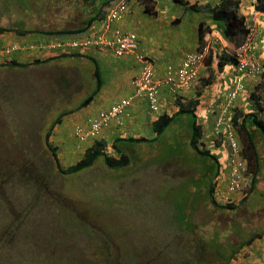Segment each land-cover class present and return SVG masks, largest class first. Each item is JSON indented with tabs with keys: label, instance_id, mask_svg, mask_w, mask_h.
<instances>
[{
	"label": "rangeland",
	"instance_id": "obj_1",
	"mask_svg": "<svg viewBox=\"0 0 264 264\" xmlns=\"http://www.w3.org/2000/svg\"><path fill=\"white\" fill-rule=\"evenodd\" d=\"M169 5L168 18L158 20L160 30L149 31L139 19L128 28L141 36V47L159 51L166 43L179 50L190 40L194 47L203 13ZM73 6L75 0H0V26L73 28L78 25ZM171 14L179 24H169ZM108 52L107 63L122 62ZM96 64L105 68L98 57ZM94 66L80 56L22 68L0 66V264H224L241 248V240L264 231V180L244 202L242 197L232 202L233 208L221 207L219 200L220 205L213 204L204 191L213 170L208 159L193 152L189 127L180 123L184 119L189 124L186 115L152 141L119 143L130 156L124 167L109 168L98 157L90 167L62 174L44 134L58 114L75 108L95 88ZM258 81H250L249 88L257 86L264 99V76ZM70 115L74 113L63 117L61 125L71 126ZM202 123L208 143L204 130L210 133L215 127L209 112ZM70 133L66 141L74 142L68 147L73 153L65 155L56 145L54 129L49 137L60 149L63 166L84 151ZM107 151L113 153L110 145ZM201 166H207L202 175Z\"/></svg>",
	"mask_w": 264,
	"mask_h": 264
},
{
	"label": "trees",
	"instance_id": "obj_2",
	"mask_svg": "<svg viewBox=\"0 0 264 264\" xmlns=\"http://www.w3.org/2000/svg\"><path fill=\"white\" fill-rule=\"evenodd\" d=\"M58 1H64V0H58ZM116 1L117 0H75V6H73V10L78 15L77 17L78 25L73 28L56 29V30H33L30 27H24V29H21L17 27L10 28L7 26H0V33H4V35L6 33L10 35L15 34L16 36H18L14 41H12L16 44H28L31 41L34 42L38 41V39L40 38L34 37L35 35L38 34L42 37L43 36L51 37L53 40L72 39L75 37H79L80 35L83 34H88L90 29L93 28L95 22L97 20L98 21L101 20L106 10L109 7H111ZM152 1L153 0H140V2L143 5V11L149 15L154 16L157 14V12L154 10V4ZM174 1L180 4L181 6H183L184 10L188 9L193 12H206L211 16L213 20H217L221 22L222 35L223 37H225V40L227 42L232 43L233 45H238L239 43L244 41V38L248 32V27L246 25L244 16L241 15L238 11L239 0H221L219 4L213 6L210 4L200 5L197 3H190L188 0H174ZM256 8L259 11H264V0H258V3L256 4ZM33 11L35 10L33 9ZM178 20L179 18H176L175 21L173 22H177ZM207 30H209L208 27H206L202 22L198 24L197 37L200 43L203 42ZM138 38L139 36L137 35L136 48L130 52H134L138 49L140 44V38L139 40ZM41 41L47 42L46 40H42V39ZM17 55L18 53H13L12 54L13 57L8 60L4 59V61L0 62V66L22 68L28 65H33V64L36 65L43 62L55 61L61 58L73 57V56L74 57L80 56L81 58L83 57L89 58L93 61L95 65L92 74L93 82L96 83L95 88L91 91L90 94H88L85 98H83L76 105L75 108L62 111L60 114H58V116L51 122L50 126L48 127L47 131L44 134L45 144L50 150V153L52 155L53 161L55 162L57 169L62 174H71L81 171L87 167H90L91 165H93L94 161L98 157H102L104 163L109 168L124 167L128 164L130 160V156L123 151L121 146H119V143L152 141L158 138V136L162 134V132L168 126L175 123L178 118L184 117L181 115H186L189 119V124H188L189 133L187 134H189V143L193 149V152L197 154L198 157H205L206 160L208 159L210 161V167L213 170V175L211 177L207 189H205L204 191L205 194H207L210 197L211 202L217 206L218 202L215 200V194H216L215 187L217 181L215 179L219 172V159L218 157H216L215 154L211 153L207 149L200 148V145L202 144L201 139L203 137V126L200 121V117L202 116V114H200L201 112H199L198 114L195 112V107L199 103L198 97L201 95V90L198 89V91L195 94L196 97L189 101L188 106L181 105L179 109H177V111H175L173 114L170 115H168L167 113L159 114V116L154 120L153 123V129L155 133V136L153 138L144 139L141 137H116L110 144H107V142L104 141L103 139H99L94 141L90 147L86 148L82 156L77 161L67 166H63L57 157V152H58L57 147L52 146V144L49 141V137L51 135L52 130L56 126L61 124L63 117H65L67 114H71L73 112L75 113L79 109L87 106L89 103L92 102V100L95 98V96L97 95V93L99 92L102 86L101 69L97 66L95 58L89 55H85L82 52L59 53V51H55L54 54L43 59H39V57H37L35 54H32L33 59L31 61H24V62L19 61L16 58ZM211 58L212 57H209L208 59ZM207 62L208 64H210V61ZM227 63H231L232 65L236 64V59L232 55L226 52H221L220 54L217 55V68L219 71H221ZM152 70L153 73L156 74L154 70V66H152ZM138 74L136 75V77L138 76ZM250 98L252 99L254 105L256 106V109L261 111L262 105L259 104V101L262 99V96L256 92H253ZM234 111L235 113L232 116V124L235 126V129L238 133V138L241 142L243 155L247 160L248 171L251 174L250 185L247 194L240 200V202H244V200L247 199V196L255 191L259 180L260 179L264 180V119L258 114V112H256V110L254 111L248 110L247 112H245L242 110L235 109ZM108 145H110V148L113 151L112 154L108 153L107 151ZM196 163L202 165V162L198 161ZM206 169L207 166H201V169L199 171L200 175H202ZM220 206L225 208L234 207V205L230 202ZM263 236H264L263 230L261 232L257 231L249 235L246 239L241 240L239 246L243 247L244 245H249L254 240L260 239ZM226 240H228V238ZM199 246L201 249H204L201 247L200 244ZM234 254H235V250L229 257L233 256ZM227 262H225L224 264H226Z\"/></svg>",
	"mask_w": 264,
	"mask_h": 264
},
{
	"label": "crops",
	"instance_id": "obj_3",
	"mask_svg": "<svg viewBox=\"0 0 264 264\" xmlns=\"http://www.w3.org/2000/svg\"><path fill=\"white\" fill-rule=\"evenodd\" d=\"M190 3H197L200 5L210 4L216 5L221 2V0H188ZM175 2L174 0H153L154 10L157 12L156 15L152 16L143 11V5L141 2H135L130 11L124 16V19L118 23L120 27L124 30H127L136 19L140 21H144V26L149 30L154 32L153 28L159 29L158 20L161 15H164L165 19H167V12L170 9V3ZM176 3V2H175ZM248 3L242 1L241 5L246 7ZM183 8V6H181ZM184 9V8H183ZM186 11V10H184ZM203 13L204 20L202 22L206 27L209 28L208 32H206L203 42L200 43L197 37V28H196V42L194 47H189L191 44H187V48H181L179 50L170 49L169 46L165 43V47L156 51L152 45H148L147 47H139L136 51L124 54L121 56L122 62L117 66L112 63H107L109 58H105L104 55H107L108 50L100 49V50H92L90 51V55L98 57V60L103 63L104 69H101L102 73V86L99 90L98 97L96 95V99L89 103L87 106L79 109L77 112H73L74 115H70L71 122L73 123H83L84 119L90 115H97L100 111L107 109L112 104H114L119 98L128 96L133 90V80L140 71L141 63L138 61V55L147 54L150 56L153 61V66L157 77L164 76L165 69L168 65H172L174 68H177L181 65L183 57L185 54L190 51H195L201 47L208 46L209 47V57L211 59H207L210 61V69L203 65L200 69L199 78L197 79L196 85L194 89L189 93V90L180 92L179 94L183 96L179 99L181 103H185L192 98L196 92L201 90L200 97H205L201 102L203 104L209 105L213 100H217L221 103L214 107V110H210L214 113L217 112V108L222 106L225 102L224 95L227 93L229 89V84L231 79L227 76L228 67L225 66L224 71L217 72V68L215 63L217 62V57L215 52L221 53L223 50L226 40L222 35V23L213 20L211 16L206 12H197ZM149 16V18L147 17ZM178 18L176 15L171 14L169 16V24H179L180 19L177 22L175 19ZM199 22V23H200ZM254 26V42L256 43L255 54L258 58H263L264 60V19L262 17L257 18ZM198 23V24H199ZM129 30V29H128ZM0 42L11 43L14 41L17 36L15 34L4 35V33H0ZM141 39V36L139 37ZM221 50V51H220ZM225 50H223L224 52ZM111 54V53H110ZM113 55V54H112ZM118 58L117 56L113 55ZM112 56V57H113ZM212 70H214V74H212ZM104 71V72H102ZM208 80V81H207ZM250 82H247V86H249ZM127 92L118 93L120 89L123 90L128 87ZM114 89V90H113ZM116 94L110 102H108V98ZM161 99L162 104L165 110V113L173 114L176 109H178V101L176 100L174 103V99L172 96V92L169 88L164 85L161 89ZM200 101V100H199ZM96 103H102V106H97ZM236 105H240V94ZM207 109L206 106H204ZM130 116L123 117L120 121L113 120L107 128H105L99 139H103L110 144L116 137H141L144 139H151L155 136L153 123L156 119V115L152 113L148 107L147 102L142 98L134 99L131 106L129 107ZM70 119V118H69ZM211 119H214L211 117ZM180 123H183V126L188 127V122H184V119L180 120ZM71 124V126H72ZM70 127L63 126L59 124L54 128L55 132V141L56 145L61 146L64 155L67 153H73L68 150V147L73 148L74 142L70 140V145L68 141H66V136L71 129ZM174 126V123L170 125V127ZM211 133V132H210ZM208 133V135L210 134ZM209 137V136H208ZM138 142V141H137ZM147 141H142L138 143H144ZM77 143V142H76ZM135 143V142H134ZM64 147V148H63ZM58 152L60 151L59 147L57 148ZM195 154V153H194ZM197 156V154H195ZM226 264H264V236L260 239L254 240L249 245H244L239 250L235 251V254L231 256Z\"/></svg>",
	"mask_w": 264,
	"mask_h": 264
},
{
	"label": "built area",
	"instance_id": "obj_4",
	"mask_svg": "<svg viewBox=\"0 0 264 264\" xmlns=\"http://www.w3.org/2000/svg\"><path fill=\"white\" fill-rule=\"evenodd\" d=\"M252 6V16L264 17V12L260 13L254 8L257 0H248ZM129 3L127 0H117L107 10L106 17L102 25L93 30L92 33L64 40H52L49 42H29L28 44H0V58L10 57L13 53H24L28 57L35 54L37 57H46L55 51L70 52L74 50H87L91 47L110 49L116 56L123 55L134 50L137 46V35L134 32L123 31L121 29L110 30V23L119 21L128 10ZM250 36L248 34L245 44L238 47V56L240 57L239 69L246 68L247 75L255 77L262 70L257 60L244 57L248 44L250 45ZM61 47V48H60ZM60 48V49H58ZM58 49V50H56ZM30 51V53H29ZM52 51V52H51ZM61 51V52H60ZM205 57V49L199 52H190L185 55L180 68L173 69L167 67L166 81H173L176 85L188 87L197 79L198 69ZM143 66L134 85L135 96H144L154 111L160 110L159 98L157 93V81L154 79L152 66L148 59L142 57ZM242 87L237 82L236 87L229 93V99H234L237 91ZM132 97H123L111 105L107 110L101 111L98 115L88 117L84 124L73 127V136L81 143H88L96 138L100 132L108 126L112 120H120L124 116H129L128 107ZM228 106V105H227ZM215 134L221 135L223 143L229 147L227 161L222 165L220 180L215 187V193L222 202H230L235 199V194H242L245 189L246 181V163L241 156V147L237 142L234 130L231 126L230 119L220 115L216 121Z\"/></svg>",
	"mask_w": 264,
	"mask_h": 264
},
{
	"label": "clouds",
	"instance_id": "obj_5",
	"mask_svg": "<svg viewBox=\"0 0 264 264\" xmlns=\"http://www.w3.org/2000/svg\"><path fill=\"white\" fill-rule=\"evenodd\" d=\"M128 1V3H129V7H128V10L126 11V13L122 16V18L119 20V21H116V22H113V23H110V30H113V29H116V28H118V29H121V30H123V31H129V32H134V31H131V30H124L122 27H120L119 26V24L118 23H120L122 20H123V18H124V16L130 11V9H131V7H132V5L135 3V2H140V0H127ZM242 1H245V2H247L248 4L246 5V7H244V6H242L241 5V3H242ZM258 3V0H257V2H256V4ZM256 4L254 5V8L256 9V10H258L257 8H256ZM109 9V8H108ZM107 9V10H108ZM253 9V6H252V4L248 1V0H239V4H238V11H239V13L241 14V15H243L244 16V18H245V22H246V25H247V27H248V32H247V35L245 36V38H244V41H242L241 43H239L238 45H233L232 43H229V42H226V44H225V46H224V48H223V50H225L224 52H226V53H228V54H230V55H232L235 59H236V64H231V63H227L225 66H227L228 67V72H227V76H229V78L231 79V82H230V84H229V89H228V91H227V93L224 95V100H225V102L222 104V106H220L219 108H217V112L216 113H214V112H212V111H210L211 109L212 110H214L213 108L214 107H216V106H218V105H221V103L219 102V101H217V100H213L209 105H207V104H203V103H201L203 100H204V96L201 98L200 96L198 97L199 99L198 100H200L199 101V103H198V105L195 107V112L198 114L199 112H200V109H201V107H202V111H201V113L200 114H202V116H201V118H202V122H205V121H207V118H208V112H209V116L210 117H213L214 118V121H215V127H214V129H213V131L208 135V132L207 131H205L204 130V133H207L206 135H205V137H207V140H208V143H206L205 141H204V134H203V137H202V139H203V141H202V139H201V145H200V148H203V149H207L208 151H210L211 153H213V154H215L216 155V157H218V159H219V172H218V174H217V176H216V181L218 182L219 180H220V172H221V169H222V165L227 161V158H228V148L229 147H227V145L226 144H224L223 142V139L221 138V135L220 134H218V135H216L215 134V131H216V121H217V118L220 116V115H222L223 117H228L229 119H230V122H231V126H232V128H233V130H234V133H235V137H236V139H237V142H238V144L240 145V147H241V156H242V158L244 159V161H245V163H246V180H247V177L248 176H251V174L249 173V171H248V166H247V160H246V158L244 157V155H243V151H242V146H241V142H240V140H239V138H238V133H237V131H236V129H235V126L232 124V116H233V111L235 110V109H238V110H242V111H245V112H247L248 110L249 111H254V110H256V112H258V114L262 117L263 116V112H264V108H263V101H264V99H263V97H262V99L259 101V104H261L262 105V110L260 111V110H257L256 109V106L254 105V103H253V101H252V99L250 98V96H251V94L253 93V92H256L257 93V91H256V87L257 86H255V88H254V91L253 90H251L250 88H249V86H247V82H250V81H258L259 79H261V77L262 76H264V60H263V58H258L257 57V55L255 54V51L257 50V49H255V47H256V43L254 42V26H255V20L257 19V18H260V17H257V18H255V17H253L252 16V10ZM107 10H106V12H105V14H104V16H103V18L101 19V20H97L96 22H95V24H94V26H93V28L92 29H90V31H89V33L88 34H90V33H92V31L95 29V30H97L102 24V22H103V20H104V18L106 17V14H107ZM259 11V10H258ZM260 13H262V12H264V11H259ZM262 17V16H261ZM263 19H264V17H262ZM209 29V28H208ZM207 32H208V30H207ZM13 33V32H12ZM135 33V32H134ZM249 33H251V36H250V45L248 44V47H247V50H246V52L244 53V57L245 58H248V59H253V60H257L259 63H260V65H261V68H262V70H261V72L259 73V74H257L255 77H250L249 75H247V69L246 68H243V69H239V66H240V57L238 56V47H240L241 45H243V44H245V43H247L246 42V39H247V36H248V34ZM7 34V33H6ZM5 34V35H6ZM8 35H10V34H8ZM39 35V34H38ZM84 35H87V34H83V35H80V36H84ZM79 36V37H80ZM18 37V36H17ZM76 38V37H75ZM138 40H139V38H138ZM39 41H41V39H38V41H31V42H34V43H36V42H39ZM42 42V41H41ZM0 44H2V45H6V44H10V43H5V42H0ZM230 46H232V47H230ZM231 48V49H230ZM100 49H104V48H97V47H91V48H88L87 50H83V51H81V50H74V51H70V53H79V52H82V53H84V54H90L91 52L90 51H92V50H100ZM203 49H205V57H204V60H203V62H202V64L200 65V67H199V69H198V74H197V79L199 78V73H200V69L202 68V66L204 65L205 66V64L207 63V59L209 58V54H210V52H209V47L206 45V46H204V47H201V48H199V49H197V50H195V51H192V52H199V51H202ZM106 50H108V49H106ZM223 50L221 51V52H223ZM66 53V52H65ZM127 53H129V52H127ZM127 53H125V54H127ZM187 53H190V51L189 52H187ZM187 53L185 54V55H187ZM54 54V53H53ZM218 54H220L218 51L217 52H215V55H216V57H217V55ZM52 55V54H51ZM113 55H115L114 53H113ZM124 55V54H123ZM123 55H120V56H117V57H121V56H123ZM50 56V55H49ZM49 56H46V57H39V59H43V58H47V57H49ZM89 56H91V55H89ZM116 56V55H115ZM33 56L31 55V56H26V54H24V53H18V55L16 56V58L19 60V61H31L33 58H32ZM36 57V56H35ZM93 57V56H92ZM142 57H144V58H146V59H148L149 60V62H150V64H151V66H153V61L151 60V58H150V56L149 55H147V54H140V55H138V61H140L141 62V68H140V71H139V74H138V76L137 77H135L134 78V80H133V90H132V92L128 95V96H124V97H129V96H131L132 97V101H131V104H132V102H133V100L134 99H137V98H142V99H144L146 102H147V104H148V107H149V109H150V106H149V103H148V101H147V99L144 97V96H135V94H134V90H135V85H134V82H135V80H136V78H138L139 77V75H140V72H141V69H142V66H143V62L141 61V58ZM185 57V56H184ZM184 57H183V59H184ZM94 58V57H93ZM4 59H6V60H8V59H10V57H4V58H0V62H2V61H4ZM183 61V60H182ZM215 65H216V67H217V62L215 63ZM172 67L173 69H178V68H180V66H178L177 68H174L172 65H168L167 67ZM206 66L208 67V68H210V64H206ZM225 66L223 67V69H222V71H224V68H225ZM166 70H167V68L165 69V73H164V76H162V77H157V75L156 74H154V79L157 81V93H158V98H159V105H160V110L159 111H154V110H152V109H150V111L152 112V113H154L155 115H156V118L159 116V114H161V113H165V110H164V107H163V104H162V97H161V89H162V87L164 86V85H166L168 88H169V90L172 92V96H173V99H174V103H175V101L177 100L178 101V104H179V106H178V109H179V107L181 106V105H187L188 106V103H189V101L190 100H192V99H194L195 97H196V95H193L192 96V98L191 99H189V101H188V103L187 102H185V103H181L180 101H179V99L180 98H182L183 96H181L179 93L180 92H182V93H184L183 91H187V90H189V93L194 89V87H195V85H196V82H197V79H196V81L195 82H193V84H191V85H189L188 87H182V86H178V85H176L173 81H166ZM237 82H239L240 83V85H242V87H240V89L237 91V95H236V97L234 98V99H229V93L231 92V90H233L235 87H236V85H237ZM259 82V81H258ZM248 85H251V82H250V84H248ZM239 94H240V105H236V102H237V100H238V97H239ZM259 94V93H258ZM121 98H123V97H121ZM121 98H119V99H121ZM118 99V100H119ZM117 100V101H118ZM93 101V100H92ZM116 101V102H117ZM115 102V103H116ZM131 104H130V106H131ZM113 105V104H112ZM228 105V106H227ZM129 106V107H130ZM204 106H206L207 107V109H205L204 108ZM111 107V106H110ZM129 107H128V112H129V116L131 115L130 114V111H129ZM109 108V107H108ZM107 108V109H108ZM107 109H105V110H107ZM105 110H102V111H105ZM233 110V111H232ZM176 111H177V109H176ZM101 112V111H100ZM99 112V113H100ZM235 112V111H234ZM231 113V114H230ZM168 114V113H167ZM217 114V115H216ZM98 115V114H97ZM168 115H170V114H168ZM91 116H95V115H90V116H87L85 119H84V122L86 121V119L88 118V117H91ZM129 116H124V117H129ZM123 118V117H122ZM121 118V119H122ZM263 119H264V117H262ZM120 119V120H121ZM115 120V119H114ZM120 120H117V121H120ZM113 121V120H112ZM111 121V122H112ZM84 122L83 123H74L73 124V126H71V133H70V136L75 140V142H77V146H81L82 148H83V150L85 151L86 150V148H88V147H90L92 144H93V142L94 141H96V140H99V136L101 135V133H102V131L105 129V128H107L108 126H109V124L111 123H109L108 124V126H106L101 132H100V134L96 137V138H94L93 140H91L90 142H88V143H81V142H79L74 136H73V134H72V131H73V127L74 126H76V125H80V124H84ZM201 122V124H202V126H203V123ZM204 127V126H203ZM209 136V137H208ZM108 147V146H107ZM215 148V151H212L213 149ZM83 151V152H84ZM219 155H220V157H219ZM250 179H251V177H250ZM245 183H246V181H245ZM250 185V184H249ZM245 186H246V184H245ZM245 188V187H244ZM248 189H249V187H248ZM248 189L246 188V189H244L243 190V193L242 194H239V193H237V194H235V199H233L232 201H230V203H232V202H235V200H239L241 197L243 198L244 196H246V194H247V191H248ZM216 197H218L216 194H215V200L217 201V200H219V199H216ZM241 198V199H242ZM218 202V201H217ZM219 202H222V201H220L219 200ZM226 203H229V202H222V204H226ZM233 204V203H232ZM220 205V204H219Z\"/></svg>",
	"mask_w": 264,
	"mask_h": 264
}]
</instances>
